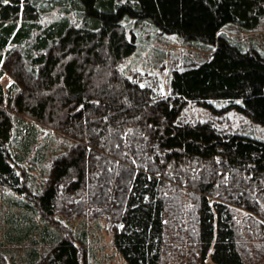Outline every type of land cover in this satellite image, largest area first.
<instances>
[{"label":"trees","instance_id":"obj_1","mask_svg":"<svg viewBox=\"0 0 264 264\" xmlns=\"http://www.w3.org/2000/svg\"><path fill=\"white\" fill-rule=\"evenodd\" d=\"M130 18L213 52L174 69L160 93L158 76L122 69L138 50ZM263 18L264 0H0V74L13 77L0 82V186L19 196L0 264L28 240L32 264H85L83 236L46 226L35 240V216L65 204L77 218L104 216L128 264H264V138L182 118L194 102L264 126V52L221 32ZM37 124L71 143L35 192L18 166L39 143Z\"/></svg>","mask_w":264,"mask_h":264},{"label":"rangeland","instance_id":"obj_2","mask_svg":"<svg viewBox=\"0 0 264 264\" xmlns=\"http://www.w3.org/2000/svg\"><path fill=\"white\" fill-rule=\"evenodd\" d=\"M58 15L59 13L53 10L45 19L50 20ZM125 22L130 35H135L138 50L127 58L122 69H127L131 76L141 74L153 81L158 76L160 93H169L170 75L174 69H182L199 63L209 58L213 52L211 44L194 43L185 40L178 34L165 33L150 20L140 21L130 18L126 19ZM221 32L229 35L235 41L241 42L246 48L256 47L264 52V18L255 29H244L235 23H229L222 28ZM12 80L13 77L9 72L0 74V82L5 87ZM216 104L220 108L224 107L226 103L216 102ZM182 118L189 122L212 119L223 126L238 128L264 138V126L234 111L219 115L203 105L191 102L184 110ZM37 128L39 130L37 138L39 143L31 151L26 163L18 166L25 182L28 181L29 188L35 192L47 176L52 155L66 149L71 143L70 140L56 134L52 129L45 128L40 124H37ZM46 149L48 150V159L40 164L37 162L36 155L47 151ZM14 196L19 198L9 189L0 186V233L9 224L8 219L14 212L11 206ZM75 200L79 201V197ZM67 209L68 205L66 204L63 208L59 207L55 216L53 215L46 221L37 214L35 220L40 224L41 235L37 233L35 240H42V231L48 226L49 232L57 231L58 235L72 236L76 240L80 236L86 239L85 245L81 243L85 264H128L115 247L113 234L104 216L86 217L82 215L77 218V214L80 212L78 207L73 209L74 215H70L73 212L71 208H69L70 210ZM43 243L37 246L40 248V252H45L48 249L45 242ZM33 244L35 241L28 240L22 245H9L7 255L11 264H32L29 251Z\"/></svg>","mask_w":264,"mask_h":264}]
</instances>
